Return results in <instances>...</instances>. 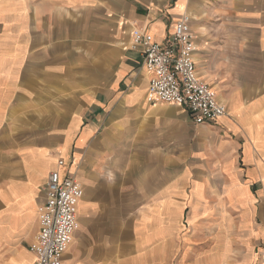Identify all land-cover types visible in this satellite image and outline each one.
<instances>
[{
	"label": "crops",
	"instance_id": "0c3cea01",
	"mask_svg": "<svg viewBox=\"0 0 264 264\" xmlns=\"http://www.w3.org/2000/svg\"><path fill=\"white\" fill-rule=\"evenodd\" d=\"M69 13L72 38L82 27L108 61L82 106L79 85L64 101L58 71L39 68L37 82L35 66L13 65L30 50L0 48L12 59L0 70L1 107H66L38 149L0 134V264H35L37 207L54 170L83 189L65 264H264V0H0V43ZM182 15L197 75L226 110L215 123L146 99L150 73L131 32L164 45Z\"/></svg>",
	"mask_w": 264,
	"mask_h": 264
},
{
	"label": "built area",
	"instance_id": "2783aa9c",
	"mask_svg": "<svg viewBox=\"0 0 264 264\" xmlns=\"http://www.w3.org/2000/svg\"><path fill=\"white\" fill-rule=\"evenodd\" d=\"M190 17L182 15L173 26L167 44L134 28L131 46L139 48L142 63L150 73L146 99L182 106L197 124L215 123L226 112L213 88L196 72L192 53ZM62 164V160L58 161ZM45 198L37 207L38 232L30 245L35 264H65L64 253L78 228L77 205L83 195L74 176L51 171L44 185Z\"/></svg>",
	"mask_w": 264,
	"mask_h": 264
},
{
	"label": "rangeland",
	"instance_id": "374dc122",
	"mask_svg": "<svg viewBox=\"0 0 264 264\" xmlns=\"http://www.w3.org/2000/svg\"><path fill=\"white\" fill-rule=\"evenodd\" d=\"M46 1H54L57 6L69 7L70 9V0H43V3ZM68 17L69 21H62L56 25H46L48 21H43V31L40 27L35 32L32 30L31 33L25 30L26 36H23L22 32L24 29L21 28L19 39L2 42L0 43V48L11 50L14 44L21 51L30 50V57H28V52H26V56L16 58V63L13 65L23 68L35 66L36 71L32 74V77H35L37 82L42 76V74L38 73L39 68L58 71L60 73L58 82H63V89L60 94H62L64 101L73 92L74 88L71 90L69 88L70 85L72 87L79 85V96L82 106V88L87 85L89 80L93 81L96 79L98 81L99 78L104 79L105 75L101 69L108 64V61L102 56L103 48L98 46L97 43L89 42L87 31L83 30L82 27L80 31L78 30V33L80 32L78 34L80 40L72 38L73 25L72 21H70V13ZM28 34H32L33 41L29 42ZM83 36L85 37L84 39L82 38ZM11 60L10 58L0 57V70L11 66ZM19 76L23 77V74H19ZM48 84L51 85V80H48ZM38 90L37 84L36 91ZM12 93L14 96L17 91L13 90ZM59 107L61 109L64 108L63 110L66 108L61 102ZM59 107L43 106V104L29 106L24 103L12 105L11 102L2 107L0 106V134L4 131L3 141L6 143L12 139L18 140L24 148L38 149L42 147L45 129L48 131L55 129L58 124L55 120V111ZM71 109L72 107H70ZM9 152L10 150L5 147L4 162L11 159V156L7 154ZM183 224L187 226L186 219H184ZM183 233H180L179 237H182Z\"/></svg>",
	"mask_w": 264,
	"mask_h": 264
}]
</instances>
